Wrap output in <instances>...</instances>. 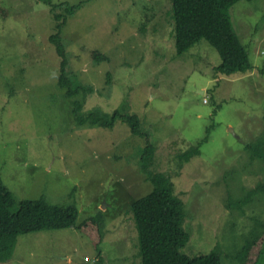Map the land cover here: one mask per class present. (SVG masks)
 <instances>
[{
	"label": "rangeland",
	"instance_id": "1",
	"mask_svg": "<svg viewBox=\"0 0 264 264\" xmlns=\"http://www.w3.org/2000/svg\"><path fill=\"white\" fill-rule=\"evenodd\" d=\"M172 3L88 0L69 16L66 74L81 86L71 97L58 83L50 5L0 0V176L18 200L79 210L76 227L0 239V264H140L129 206L152 190L139 164L146 139L122 121L112 129L80 124L76 100L105 116L129 98L141 113L154 143L150 169L169 177L186 214L184 251L215 252L208 264H242L247 241L264 232V160L246 148L264 133V0L231 8L253 69L230 75L214 70L221 56L204 39L177 55Z\"/></svg>",
	"mask_w": 264,
	"mask_h": 264
},
{
	"label": "trees",
	"instance_id": "2",
	"mask_svg": "<svg viewBox=\"0 0 264 264\" xmlns=\"http://www.w3.org/2000/svg\"><path fill=\"white\" fill-rule=\"evenodd\" d=\"M41 1L50 5L51 13L56 21L55 30L49 39L61 59L58 83L60 86H67V94L73 97L81 90V86L71 82L66 74L69 58L64 38H62V30L69 16L88 0L71 5H67V2L56 4L53 0ZM239 1L241 0H173L169 15L177 55L190 51L204 39L215 47L221 56L220 63L214 67L217 73L230 75L252 70L253 64L249 53L241 42L231 18V8ZM62 9L65 12H62ZM94 56L97 59L108 60V57L99 51H95ZM14 89L11 90V95L14 94ZM132 110L129 98L105 116L98 114L96 109L95 111L83 110L79 100L74 103V113L80 124L90 120L92 124L112 129L118 121H122L129 125L134 135L146 139V145L141 148L139 154V164L141 171L151 182L152 190L135 199L129 206L138 236L140 264H208L215 252L188 253L187 250L184 251L190 242L191 233L186 228V223L184 224L186 214L183 205L174 197L169 177L162 172H153L150 169L152 166L150 159L154 151L152 136L148 132H143L141 128V113L138 114ZM213 128L214 124L207 128V135L201 142L209 138ZM200 147L201 144H198L196 152L192 155L200 154ZM246 148L250 151L252 160H264V133L255 142L248 143ZM186 158L190 159L191 156ZM258 188L264 189V184L259 185ZM78 216L79 210L75 204H54L43 197L18 200L0 176V239L76 227ZM100 229H103L101 225ZM257 241H261V245L252 264H261L264 256V232H259L247 241L245 251L237 256L238 259L243 260L242 264L247 262L248 255Z\"/></svg>",
	"mask_w": 264,
	"mask_h": 264
},
{
	"label": "built area",
	"instance_id": "3",
	"mask_svg": "<svg viewBox=\"0 0 264 264\" xmlns=\"http://www.w3.org/2000/svg\"><path fill=\"white\" fill-rule=\"evenodd\" d=\"M86 259H88V257H86Z\"/></svg>",
	"mask_w": 264,
	"mask_h": 264
}]
</instances>
